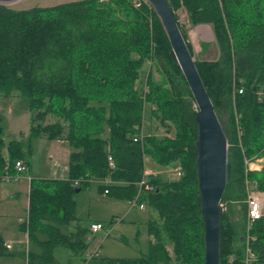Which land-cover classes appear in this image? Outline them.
<instances>
[{
	"label": "trees",
	"instance_id": "trees-1",
	"mask_svg": "<svg viewBox=\"0 0 264 264\" xmlns=\"http://www.w3.org/2000/svg\"><path fill=\"white\" fill-rule=\"evenodd\" d=\"M167 2L176 22L175 11L183 9L193 26L208 25L219 51L217 61L195 66L228 144L229 178L221 207L242 205L234 215L243 229L235 226L233 207L221 212L219 264H243L245 180L264 193V164L246 173L244 165L264 157V0ZM145 61L160 79L148 72L146 90L140 93L135 85ZM14 93L28 103L29 142L5 143L0 124V177L7 164L10 177L16 175V161L29 166L31 140L63 141L71 149L65 179H30L26 219L19 230L38 251L17 254L26 264H58L53 256L57 247L83 253L88 230L77 226L63 234L60 227L75 221L74 190L106 179L111 184L98 187L102 195L106 190V196L130 202L140 191L137 204L154 210L160 225H149L154 243L144 256L105 264H166V241L179 264H203L195 174L197 109L149 5L136 8L130 0H82L28 10L0 5V95ZM145 105L153 107L161 127L173 129L172 137L140 135ZM219 107L226 110L224 123ZM48 115L59 121L43 124ZM134 136L140 140L133 141ZM146 156L161 167L179 166L181 177L161 182L147 176L153 190L139 189ZM248 235L253 238L248 244L252 264H264V214ZM11 255L0 237V257Z\"/></svg>",
	"mask_w": 264,
	"mask_h": 264
},
{
	"label": "rangeland",
	"instance_id": "rangeland-1",
	"mask_svg": "<svg viewBox=\"0 0 264 264\" xmlns=\"http://www.w3.org/2000/svg\"><path fill=\"white\" fill-rule=\"evenodd\" d=\"M82 0H20L17 3L11 4L8 7L15 10H28L32 8H47L53 7L60 4L77 2ZM175 16L177 17V23L182 37H184V41L188 48L194 63H199L203 61L212 62L217 61L219 59V51L214 41V37L211 31V28L208 25H197L193 26L186 12L183 9L175 11ZM148 72H151L155 81H159L160 75L155 70L154 67L150 65L149 61H145V64L140 72L138 81L135 85V88L138 92L143 93L146 90L145 78ZM153 107L149 105H145V109L143 112L142 125L140 130V135L143 134L147 136L148 133L155 132L158 133L156 136L158 139L162 138L160 135L168 134V131L171 132L169 137H172L173 129L161 127L162 129H157V119L152 116ZM217 114L222 122H225L226 110L224 107H219L217 109ZM0 118H1V127L3 130L2 138L5 143L10 141H22L23 143L28 144V129H29V112H28V103L26 98L21 97L19 94L14 93L9 96L0 95ZM59 121L55 117L47 116L44 123L45 125L53 124ZM168 130V131H167ZM167 132V133H166ZM107 131H105L103 138H106ZM153 136V135H152ZM25 154L27 153V148L24 150ZM5 157H8L6 154V150L3 152ZM227 154H228V144H227ZM26 157L29 161V168L26 172H22L20 175V181L17 182H1L0 183V195L6 199L5 196H12L13 193H18L17 198H13V200L7 202V204L0 205V231L4 229V226L10 225L13 226L12 232H17L18 240H22L23 236L19 226L25 221V214L27 208V189L28 182L27 176H30L33 179H51L50 171L52 162L56 161L61 164L66 163L69 160L68 153L66 151V146L61 145L56 141H48L44 138H39L36 140L30 141V152L29 155L26 154ZM228 164V163H227ZM144 168L152 171H160L157 179L161 182H171L178 178L176 174V169L179 168L177 165H170L167 167H161L155 164L149 157L146 156L144 159ZM15 177V176H14ZM12 181V180H11ZM98 181V180H97ZM92 182V181H91ZM100 181L99 185L90 183L89 187L83 189L79 193H74L73 200L75 203V223L80 227H87L91 222L99 221L102 223L104 228L106 229L109 226V222L111 220V216L115 215L119 218L123 217L126 212L129 211V206L131 204L124 201H119L113 199L109 196L102 195L99 191V186H106L111 184L108 181L106 184ZM261 195V194H260ZM263 200H264V196ZM5 203V201L3 202ZM221 207L223 212L229 213V207H233V216L234 222L236 221V215L239 213V209L241 208V204L238 202H227L224 203ZM151 209V208H150ZM146 206L145 211L138 210V206L135 205L130 209L131 214L126 218L123 222L125 224L134 223L138 225L137 227H133L134 230H138V244L140 245L142 242H146V234H147V220L152 211ZM236 214V215H234ZM2 215H5L4 218ZM152 218V217H150ZM154 220V221H153ZM152 221L155 222L153 225H160L157 217H153ZM237 220L235 222V226L239 229H243V225L240 224ZM66 225L60 227V230L63 234H67L69 228L72 226ZM130 232L124 234L128 235ZM242 235V231L238 232V236ZM134 236V235H132ZM40 237V236H39ZM41 238V237H40ZM116 236L114 233H110L107 237V240L100 246V251L104 253L107 250V245L113 246V242H117ZM129 247H126V250H123L122 255H126V257H134L138 254L134 251L137 249V242L128 241ZM31 245V244H30ZM32 246V245H31ZM143 245H141L142 247ZM58 248V249H57ZM56 251L66 252L65 247H57ZM19 247H15L16 251ZM165 249L167 250L168 256L170 260L166 264H179L174 260V256L172 254V245L167 241L165 243ZM23 251V252H22ZM22 253H26L24 250ZM9 252V251H8ZM147 253V252H146ZM61 256V255H60ZM57 256L58 258L60 257ZM6 257V256H4ZM17 258L22 259L18 260H10V259H0V264H24L25 257L18 256ZM24 260V261H23ZM60 264H63V260H58ZM26 262V261H25ZM26 264V263H25Z\"/></svg>",
	"mask_w": 264,
	"mask_h": 264
},
{
	"label": "water",
	"instance_id": "water-1",
	"mask_svg": "<svg viewBox=\"0 0 264 264\" xmlns=\"http://www.w3.org/2000/svg\"><path fill=\"white\" fill-rule=\"evenodd\" d=\"M20 0H0L8 7ZM153 10L196 106L195 174L203 224V264H219L221 198L229 178L227 140L167 0H145ZM80 189L74 190L79 193Z\"/></svg>",
	"mask_w": 264,
	"mask_h": 264
},
{
	"label": "crops",
	"instance_id": "crops-1",
	"mask_svg": "<svg viewBox=\"0 0 264 264\" xmlns=\"http://www.w3.org/2000/svg\"><path fill=\"white\" fill-rule=\"evenodd\" d=\"M158 122V121H157ZM157 129H162L160 127V124L157 123ZM158 133L155 132H151L148 133L147 136L149 135H156L157 136ZM141 136H144L143 134H141ZM155 136V137H156ZM162 136H170L169 134H165V135H160ZM42 139V138H41ZM58 143H60L63 146H66V151L68 153V156L71 152V149L68 147V145L63 142V141H56ZM146 158V157H145ZM144 158V159H145ZM67 165H68V161L64 164H61L59 162L53 161L52 162V166H51V171H50V178L51 179H65L67 176ZM29 166L26 167V171L28 170ZM160 171L156 172V171H152L151 169L144 170V175L146 176H151V177H158ZM20 175H15L14 180L9 181V182H17L20 181ZM27 182H28V189H27V208H28V191H29V182L30 179H32L30 176H27ZM48 179V178H46ZM157 179V178H156ZM2 181L0 180V183ZM108 182V180H106L105 182H103L104 184H106ZM92 184H97L99 185L100 181L97 180H93L91 182ZM261 197L264 196V193H260ZM18 193H13L12 196H5L6 199H4L1 195H0V205L2 204H7V202L13 200V198H17ZM263 199V197H262ZM5 201V203H3ZM264 201V200H263ZM124 202H128V201H124ZM131 204V206H129V211L125 213V215L121 218H119L118 216L112 215L110 218V222H109V226L105 229L103 227L102 231H100L99 233L96 234H91L89 232V226L91 224L94 223H100L99 221H95V222H91L87 227H84L88 230L87 233V238H86V248L83 251V253L81 255H73L72 252L67 249L66 252H63L62 254L60 252L56 251H63V250H57L56 248L53 251V256L56 259V261L59 263L58 260H63V264H105L106 260L109 259H133V258H141L142 256H144L146 254V252L148 251V248L151 244L154 243V239L153 236L149 234V225L152 223H155L152 221L153 217H157V214L154 210L150 209L151 214L149 215V218L147 220V234H146V242H142L140 245L138 244V230H134L133 227H137L136 229H138V225H135L134 223H129V224H125L123 223L126 218L128 216H130L131 214V210L132 207V203L131 201L129 202ZM27 208H26V213H27ZM146 206L144 205L143 209H139L140 211H145ZM3 218L5 215H2ZM152 217V218H150ZM25 218H26V214H25ZM158 219V218H157ZM25 220V219H24ZM72 226L71 228L68 229V231H66V233H71L74 231V229L78 226L75 221L70 223ZM12 228L13 226L10 225H5L4 229H2V231H0V237L3 239L4 244H9L10 245V249L8 250L10 254H12L11 256H6V257H0V259H10V260H18L21 261L22 259L17 258V254H20L22 250H24L25 252L27 251H31V252H37L38 250L34 247L31 246L28 241H27V237L26 234L21 233L23 236L22 240H18V235L19 233H15L12 232ZM1 230V229H0ZM130 232L128 235H124L126 233ZM110 233H114L116 236V240L117 242H113V246L107 245V250L104 251V253L102 252V250L100 251V246H102V244L107 240V237L109 236ZM134 235V236H132ZM41 239H44L43 237H41ZM134 241L137 242V249L134 250L138 255L134 256V257H126V255H122L123 254V250H126V247H129L128 241L130 242ZM141 245H143L141 247ZM15 247H19V249L15 250ZM23 252V251H22ZM60 256L59 258L57 256ZM92 255H94L91 259H89V256L91 257ZM24 261V260H23ZM26 262L24 261V264Z\"/></svg>",
	"mask_w": 264,
	"mask_h": 264
},
{
	"label": "built area",
	"instance_id": "built-area-1",
	"mask_svg": "<svg viewBox=\"0 0 264 264\" xmlns=\"http://www.w3.org/2000/svg\"><path fill=\"white\" fill-rule=\"evenodd\" d=\"M101 1H103V0H101ZM130 2H132L134 7H136V8H139L142 4L148 5V3L145 0H130ZM238 93H241V91H239ZM138 140H140V136H134L133 137V141H138ZM5 160L7 162V158H5ZM107 161H108L109 167L111 169H113L114 165H113V162H112V159L110 156H108ZM263 164H264V157H256L251 161L245 160L244 161L245 173L247 171H259ZM7 168H8V164L6 165V167L4 169L3 176L0 177V180L2 182H9L11 180H14V177H10L7 174ZM14 171L16 172L17 175L22 173V172H26V166H25L24 162L21 160L16 161L14 163ZM175 171H176L178 178L181 177L182 172H181L180 168L176 169ZM146 177H147L146 175L143 176L141 181L138 183V187H139V189H142L143 191L150 192L153 190V187L147 183ZM106 180H108V179H106ZM106 180H104V181H106ZM78 182L79 181H74L72 183V186L77 187ZM244 186H245V194H246V198H245L246 226H245L243 239H244L246 247H245V255H244L243 264H252L254 261V257L250 253V250L248 248V244L253 238L249 237L248 231H249L253 221L260 219L262 217V215L264 214V201H263L262 197L260 196V192H258L256 190V184L255 183L245 180ZM106 194H107V191L105 190L104 195H106ZM139 194H140V191L138 192L136 198L131 201V203H132V206L137 205L139 209H143L144 208L143 204H140V205L137 204V197L139 196ZM103 227L104 226L100 223L91 224L89 226V232L91 234L99 233L100 231H102ZM4 246L7 250L10 249V245L8 243L4 244ZM93 256L94 255H92L91 257L89 256V259H91Z\"/></svg>",
	"mask_w": 264,
	"mask_h": 264
}]
</instances>
